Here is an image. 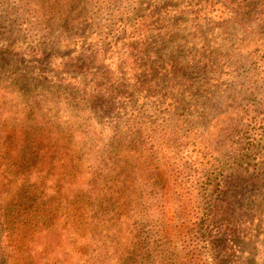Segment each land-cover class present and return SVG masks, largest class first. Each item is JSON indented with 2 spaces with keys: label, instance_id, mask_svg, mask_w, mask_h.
Masks as SVG:
<instances>
[{
  "label": "rangeland",
  "instance_id": "obj_1",
  "mask_svg": "<svg viewBox=\"0 0 264 264\" xmlns=\"http://www.w3.org/2000/svg\"><path fill=\"white\" fill-rule=\"evenodd\" d=\"M93 54L134 96L76 112L55 71ZM123 130L159 149L126 153ZM20 132L43 159L15 156ZM0 149L9 264H264V0H0Z\"/></svg>",
  "mask_w": 264,
  "mask_h": 264
},
{
  "label": "trees",
  "instance_id": "obj_2",
  "mask_svg": "<svg viewBox=\"0 0 264 264\" xmlns=\"http://www.w3.org/2000/svg\"><path fill=\"white\" fill-rule=\"evenodd\" d=\"M246 8V7H245ZM244 8V9H245ZM237 9V10H235ZM232 11V14L234 16H237L239 12L238 8H235ZM125 45V43H124ZM98 55H91L86 57L84 59L85 61L82 62L81 66L78 68L76 65L79 63H75L76 65L72 66V69H64L60 68L55 71V74L59 78L58 82L61 85H65L63 89V93L67 96V98H71L73 100L72 106L75 108L76 112L82 113L83 111H86L87 109L94 110L95 112H100V113H106L107 110V105L105 104V100L109 99L108 105L114 104L112 101V98L114 99H119L122 101L123 99H126L124 101L130 100V98H133V94L131 93L129 97H124L126 94L118 91L117 89H114L111 87L109 84V81L107 80L105 74L101 75V70H100V65L102 62H104V57ZM126 57V56H123ZM144 62V56L143 53L135 50L132 56V59L130 60L128 66L129 71L128 72V77L126 80H132L133 76V87L130 89L132 90L131 92H139V94H144L146 91L145 88H147L146 85V74L145 73V68L143 65ZM124 64V63H123ZM125 65V64H124ZM97 66V68H96ZM121 68L124 70L125 66L120 65ZM108 74L110 72H107ZM172 76L175 78L184 79L183 75H181L180 72H176L174 70L171 71ZM79 78V79H77ZM125 80V81H126ZM87 81V82H86ZM124 104H120V108L118 109L117 107L113 108L116 111V114L121 116L120 112H123V107ZM88 112V111H87ZM97 114V113H96ZM137 124L134 123V127ZM90 126V124L88 125ZM88 133V132H87ZM85 133V134H87ZM87 138L94 137L91 134L87 135ZM10 137H13V135H10ZM15 137V136H14ZM118 142L120 145L124 146L125 152L127 153V149L125 148L127 144L133 143L134 147L142 150V152H145L143 148H145L148 152L155 153L157 149H159L158 143H159V138L158 136L155 135H144L141 133H135L132 131H120V133L117 134ZM3 142V141H2ZM16 144H18L17 149L19 152L15 154L16 157H21L22 159L28 157H34L33 154H37V158H44V153H36V146H37V141H28L27 137L24 133L20 132L16 136ZM47 145L43 141V149L45 150ZM73 148H77L75 145L70 148V150L73 153L74 160L76 162V152H74ZM114 148V147H113ZM118 149H121L119 146H117L116 149L110 150L104 155H101L102 157L104 156L105 162L108 164L110 167L111 165H114L115 168L117 167L125 172L126 174H131V167L132 163H128L125 157H123L121 154L117 152ZM7 150H1L0 149V154L4 152L6 154ZM89 151H92L89 149ZM8 153V152H7ZM8 156V154H6ZM53 153H50L48 155V158L52 156ZM129 157V154L126 155ZM113 157V159H111ZM25 159V160H27ZM142 159V158H138ZM5 160V159H3ZM24 160V161H25ZM73 160H71L72 162ZM97 164V163H96ZM94 167V164H93ZM104 174L105 170L103 169V166L100 165L98 162L97 167L94 168V176L96 179H104ZM29 189H31V185H28ZM23 188V185H22ZM1 189V188H0ZM3 195L0 191V196ZM225 206H221L220 203H214L211 205V210L208 214V216H220L222 211L226 208V205H228L227 201L222 202ZM6 205H3V203L0 200V264H9V254L6 250V244H4V234L6 231V218L9 217V212H14L13 206L16 204L11 203L10 201L5 202ZM18 205V204H17ZM4 212L5 214H3ZM17 212V211H16ZM161 261L157 260V263L159 264ZM185 264V263H184Z\"/></svg>",
  "mask_w": 264,
  "mask_h": 264
}]
</instances>
